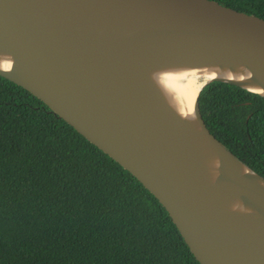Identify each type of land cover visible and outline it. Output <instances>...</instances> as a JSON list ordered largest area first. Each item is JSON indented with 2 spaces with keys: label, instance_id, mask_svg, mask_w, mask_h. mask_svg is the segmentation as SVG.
<instances>
[{
  "label": "water",
  "instance_id": "water-1",
  "mask_svg": "<svg viewBox=\"0 0 264 264\" xmlns=\"http://www.w3.org/2000/svg\"><path fill=\"white\" fill-rule=\"evenodd\" d=\"M0 75L134 175L200 264H264V176L199 106L215 81L264 97V18L216 0H0Z\"/></svg>",
  "mask_w": 264,
  "mask_h": 264
},
{
  "label": "trees",
  "instance_id": "trees-1",
  "mask_svg": "<svg viewBox=\"0 0 264 264\" xmlns=\"http://www.w3.org/2000/svg\"><path fill=\"white\" fill-rule=\"evenodd\" d=\"M264 18V0H216ZM203 119L264 176V97L224 82ZM0 264H200L166 209L35 95L0 75Z\"/></svg>",
  "mask_w": 264,
  "mask_h": 264
},
{
  "label": "bare ground",
  "instance_id": "bare-ground-1",
  "mask_svg": "<svg viewBox=\"0 0 264 264\" xmlns=\"http://www.w3.org/2000/svg\"><path fill=\"white\" fill-rule=\"evenodd\" d=\"M201 82L191 78L189 79L186 84H185V88L191 93V94H195L198 89L201 87Z\"/></svg>",
  "mask_w": 264,
  "mask_h": 264
}]
</instances>
